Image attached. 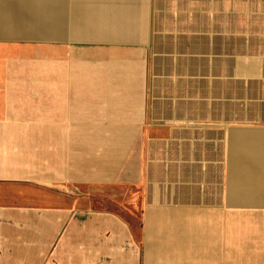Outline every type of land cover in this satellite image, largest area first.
<instances>
[{
	"label": "crops",
	"instance_id": "obj_1",
	"mask_svg": "<svg viewBox=\"0 0 264 264\" xmlns=\"http://www.w3.org/2000/svg\"><path fill=\"white\" fill-rule=\"evenodd\" d=\"M218 1L0 0V264H138L71 187L85 135L134 136L144 208L264 220V2Z\"/></svg>",
	"mask_w": 264,
	"mask_h": 264
},
{
	"label": "rangeland",
	"instance_id": "obj_2",
	"mask_svg": "<svg viewBox=\"0 0 264 264\" xmlns=\"http://www.w3.org/2000/svg\"><path fill=\"white\" fill-rule=\"evenodd\" d=\"M163 1L189 2V0ZM190 2H196V13L199 16L202 15L200 14L202 11H199L202 9L200 5L202 2L219 1L190 0ZM250 11L251 5H246L245 14ZM84 138L82 165L69 166V176L78 173L83 179L72 183L71 187L91 195L93 210L98 213L99 219L107 217L108 220L126 222L131 227V244L138 251V264H172V261L173 264H177L175 259L189 261L190 264H264V220L246 222L239 231L235 229V223H229L226 234V231L219 232V224L214 222L210 215L158 213L162 210L167 212L169 209L161 210L154 205L144 208L142 196L146 184L142 181H130L129 171L125 174L126 166L128 170L130 166L133 167L134 160L130 162L129 153L136 149L134 136L124 145L125 147L122 142L118 143L122 136L101 135L95 136L97 138L95 139L91 135H85ZM92 138L95 139L94 144L90 143ZM174 222L178 224L175 225ZM184 222L197 228L194 236L187 231ZM225 234L229 235L227 243L220 240L226 236ZM176 245L179 251H175L173 256H168L167 248L177 247Z\"/></svg>",
	"mask_w": 264,
	"mask_h": 264
},
{
	"label": "bare ground",
	"instance_id": "obj_3",
	"mask_svg": "<svg viewBox=\"0 0 264 264\" xmlns=\"http://www.w3.org/2000/svg\"><path fill=\"white\" fill-rule=\"evenodd\" d=\"M191 233H193V236L195 235V232H196V230H197V228L194 226V225H191ZM187 263V262H186ZM185 263V264H186Z\"/></svg>",
	"mask_w": 264,
	"mask_h": 264
}]
</instances>
